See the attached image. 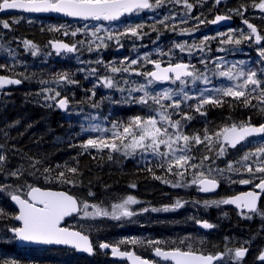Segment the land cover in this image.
<instances>
[{
	"label": "trees",
	"instance_id": "1",
	"mask_svg": "<svg viewBox=\"0 0 264 264\" xmlns=\"http://www.w3.org/2000/svg\"><path fill=\"white\" fill-rule=\"evenodd\" d=\"M192 2L195 7L192 15L208 26H213L211 21L216 13L233 15L238 21L235 33L227 32L224 36L205 30L197 31L194 33L195 36L191 37L182 35L185 29H196L204 24L181 28L182 23L174 15L173 10L162 4L156 10L154 17L149 11H143L142 14L135 15V18H124L109 25L100 23L82 25V28L75 20L71 22L26 14L0 13V74L22 81L21 87H11L0 100V155L5 157L4 161L0 162V264H4L5 260H17L19 264H128L126 261L111 259L109 253L101 251V243L117 246L122 251L133 250L147 259H152L156 247L169 250L175 247L185 249L190 245L193 251L203 254H218L227 250L224 248L231 239L228 234L231 229L229 226H225L226 231L220 237L218 234L225 227L214 224V230L206 234L195 227L198 217L212 214L214 210L212 206H205L204 202H199L196 187L191 184L194 178L192 173L204 171L206 174L209 170L208 165L213 163V156L220 152L222 142L217 143L214 136L210 145L211 150L208 141L201 144L190 142L193 146L189 155L195 157L192 162L199 164L204 156H208L209 159L203 161L202 169H191L184 177L169 173L166 170V163L163 167L160 166L161 157L151 155L149 159V154L145 157L142 150L125 155L123 147L118 152H112L110 149L85 150L81 147V144L89 138L110 137L113 123L126 124L135 116H155L156 112L152 109H159V105L153 104L151 100L149 105L125 102L128 88L123 82L119 88L126 89L124 92L117 88L103 87L100 81L107 76L112 66L120 68L130 66L131 72H134L132 71L134 69H139L142 73L151 71L152 64L144 59L147 56L149 60L160 61L163 65L188 61L195 66L196 74H199L205 71L207 65L220 64L219 58L222 57V53L218 49L224 46L230 53L223 60L230 58L233 50H241L242 53L235 56L240 59L239 67L251 68L258 74L264 69V58L247 51V40L241 33L247 35L250 31L240 23L241 20H245L257 27L263 36L261 46L264 48V14L257 7L261 0H226L219 11H216L214 0H203V2L192 0ZM5 23L9 25L8 28H4ZM105 26L108 32L120 39L119 43L106 44L109 53L107 58L101 57L100 53L93 54L104 43L91 35L93 30L105 33ZM130 27L136 28L139 35L132 36L127 33ZM73 32L76 33L75 36L72 35ZM121 33L127 34L121 35ZM87 35L89 38H86ZM192 37L197 40H191ZM229 37L233 40L239 39L241 43H221ZM55 40L76 44L78 51L57 54L49 45L50 41ZM25 41L36 46V55L32 54L31 47H25ZM81 41L83 43H80ZM196 42L200 44L193 54L181 51L177 47L182 44L186 49ZM118 44L121 45L119 49ZM89 45L92 51L87 49ZM133 59L138 63L130 64ZM97 60L103 63H96ZM240 62H243V65ZM92 68L98 71L94 74L90 73L88 70ZM65 72L78 83L67 84L58 81V75ZM119 74L121 77H126L128 72L121 71ZM141 82L146 84L147 78L141 77ZM230 83L225 78V81L222 79L219 85L211 86L210 89L227 86ZM94 85L97 86L94 88ZM161 87H170L176 92L181 88L180 83L176 82L153 83L152 89ZM49 88L53 91H44ZM202 88L196 87L190 92L193 99L183 101L181 115H172L173 120L181 119L184 114L192 117L190 120H181L180 129L190 137L199 135L203 138L206 129L209 135H213L226 126L229 119L226 113L225 119H222L223 116L215 119L216 121L222 119L220 125H217L207 113L201 115L195 111ZM92 90L96 93L94 97ZM55 91L60 92V97L47 99L54 96ZM105 94L106 100H104ZM204 95H215V93L205 92ZM64 97L70 102V109L62 114L57 107V101ZM174 99L182 100L183 97H174ZM169 103L164 102L165 105ZM213 107L215 105L207 104L204 105V110ZM223 109L234 113L228 101L223 104ZM168 111L171 113L174 110L168 109ZM95 113L97 115H94ZM103 116L105 118L102 120ZM91 121H102L103 127L100 129L107 128L109 131H92L88 128V123ZM37 161L39 163H36ZM33 164L35 167L32 166ZM71 169L76 171L73 172ZM17 171V176L11 175ZM176 171L177 169L173 168V173ZM60 173L64 174L63 177L59 175ZM178 181L184 186H172ZM29 185L64 190L78 199L80 215L73 220H84V224L74 222L69 227L90 235L95 245L93 256L77 255L76 252L73 255L54 254L46 252L49 249H23L16 244L15 238L9 233L10 229L19 226L15 222L17 211L12 206L10 197L14 194L25 195ZM142 186L144 189L141 188ZM147 189L152 191L149 194L143 193V191L147 192ZM133 192L141 203L136 206L132 218H112L110 214L114 202L123 195ZM158 192L164 195L163 199L150 198ZM165 196L168 198H164ZM148 198L153 201H148ZM177 200L181 201L182 207L173 211L163 210L165 207H173ZM85 203L89 205L87 212L92 215L84 218ZM93 206L109 212V215L97 216L95 214L97 208ZM144 209L148 210L144 211ZM209 218L213 223L210 215ZM255 235L259 244L264 245V234L262 236L258 232ZM149 241L161 243L149 244ZM46 256L49 259H45ZM217 264L245 263L225 253L224 260Z\"/></svg>",
	"mask_w": 264,
	"mask_h": 264
},
{
	"label": "snow or ice",
	"instance_id": "2",
	"mask_svg": "<svg viewBox=\"0 0 264 264\" xmlns=\"http://www.w3.org/2000/svg\"><path fill=\"white\" fill-rule=\"evenodd\" d=\"M220 0H216L219 3ZM162 0H156L155 4L149 2V0H0V11L5 10H20L26 13H60L67 17L78 18L81 20H95V21H112L118 20L125 14H131L134 12H139L144 9H151L160 6ZM191 9V5H186ZM261 11H264V0L257 5ZM239 11V10H237ZM242 14V13H241ZM228 19L225 16H217L215 20L211 23H216L218 21ZM247 23V21H245ZM4 28H8L9 25L5 23ZM142 27V26H137ZM248 28L251 29L253 34L256 33V28L252 24H248ZM127 33L132 36H138L136 28H128ZM127 33H121L125 35ZM67 34V33H65ZM73 36L76 35L75 32L72 33ZM95 36L96 33L93 32ZM244 39H252L249 35H244L241 33ZM108 39H112L111 34H109ZM207 39V38H206ZM255 40L257 43L261 41L260 35H255ZM25 47H31L33 49L32 54L36 55V46L30 44V42L25 41ZM51 43V42H50ZM80 43H83L81 41ZM117 43H119V38H117ZM221 43H235L240 44L239 39L233 40L229 37L226 40L221 41ZM105 47L107 45H104ZM57 54L61 51L68 53L77 52V46L75 44L69 45L63 42L53 43ZM99 47V46H98ZM181 51H185L184 45H177ZM92 51L91 45L88 48ZM98 50V48H97ZM203 51V49H200ZM189 54H191V49H187ZM218 51H224V49H218ZM259 56L264 58V48L259 50ZM144 59L153 65L154 70L147 72L136 71V75H143L147 78V84H141L135 88H129L128 97L125 98V102L137 103L141 105H149V101L153 104L159 105V109H152L156 112L155 116L149 115L147 117L135 116L126 124L113 123L111 128V136L97 138H89L86 142L81 144V147L85 150L96 149L97 151H103L104 149H110L112 152H118L121 147L125 149V155L130 152H135L137 149L148 150L154 155L161 157L160 166L163 167L167 164V171L174 175L184 177L185 173L191 169H202L203 161L209 159L208 156H204L200 163H194L195 157L189 155L191 152V147L193 146L190 142L194 141L195 144H201L205 141L209 142V150H211V143L213 136L217 143H221L220 155L225 152L224 145L235 148L237 144L245 141L248 137L260 136L264 138V124L259 126L252 125L250 122H241L240 124H231L230 126H224L220 130L209 135L207 129L203 135H197L190 137L185 135L180 129L182 128L181 120H190L191 116L184 114L181 119L173 120L172 115H181V104L184 100L193 99L188 93L184 92V86L187 83V79L191 77L193 82L200 77L196 74V69L194 65H189L187 63H169L167 67H162L160 61L149 60L147 56ZM223 61V58H219ZM203 62V61H202ZM83 63V62H82ZM91 63V62H89ZM96 63L102 64L103 61L97 60ZM138 61L133 59L130 64H137ZM243 65V62H240ZM233 65L232 68L220 71L218 75L220 77L226 78L230 84L215 89H203L200 92L198 103L195 107V111L199 112L201 115H206L204 110V105L212 104L215 106H222L225 101L221 97H232L237 101H241L245 106L257 107V105H252L251 100L257 99L259 101L260 110L264 111V69L258 74L256 70L251 68H245L243 66L239 67L238 70L233 71L236 68ZM113 73L129 72L130 66H125L123 68L112 66L110 69ZM84 71V69H81ZM90 73H96L98 70L92 68L88 70ZM58 81L65 82L67 84H76L78 81L72 79L71 75L67 72L58 75ZM180 83V91L176 92L172 89H163L158 93H152L148 91V88L155 82H166ZM22 81L19 79H10L0 76V88L5 85L20 84ZM205 78V83H207ZM42 83H48L47 81H42ZM103 87L114 88L117 87L116 82L111 77H103L100 81ZM97 85H94V88ZM117 90L124 92L126 89L118 88ZM44 91H53V89H45ZM133 92L142 93L139 97L132 96ZM205 92H214L215 95H204ZM258 93V95H257ZM60 92L55 91L54 96L47 97V99H55L60 97ZM96 95L95 91L92 90V97ZM174 97H183V99H174ZM91 98V97H89ZM162 101H170L169 104L165 105ZM57 105L61 109H66L68 105V99L66 97L61 98L57 101ZM95 106V105H94ZM168 109H173V112H169ZM159 117V119H157ZM88 129H85L87 131ZM92 131H104L107 132L109 129H100L96 126L91 129ZM119 141V143H117ZM181 142H183L181 144ZM260 145L254 153H246L243 156L244 161H248L251 158L254 159L256 164L255 169L250 165H246V169L251 173L250 178L241 179L238 182L240 184H253L254 188H258L260 193H264V176L256 177L255 173H264V139L260 141ZM162 147L166 149L162 151ZM4 156L0 155V162H3ZM111 159V156L109 157ZM36 163H39L38 161ZM35 167V164L32 165ZM173 168L177 169L173 173ZM228 170H232V164H228ZM48 171V169H45ZM75 172L76 169H71ZM212 169L209 168L208 174L206 175L204 171L193 172V179L191 184L197 185L199 191L201 192H213L219 186V182L215 177L211 175ZM221 172L223 170H220ZM13 176L18 175L17 172L11 173ZM63 177V173L59 174ZM259 179V183H255V180ZM65 183L69 181H64ZM236 183L237 181H232ZM172 186L181 187V182H176ZM135 187V185H132ZM260 193L255 191L243 192L239 195L233 196L227 199L205 201V206L220 204H232L238 209H247L249 212H256L257 201L260 198ZM91 195V193H90ZM12 199L19 205L20 212L15 219L22 221L23 226L19 228H13L16 237L22 241H29L38 244H64L71 245L79 251L92 252L91 243L86 235H82L78 231H69L65 227H60L61 221L65 217L70 216L72 213L79 211L78 201L66 192L63 191H43L39 187H32L29 185V191L27 193V199H21L17 195H13ZM137 200L132 196H128L123 203L113 205V211L111 212V217L114 219H119L123 217H131L135 213L130 211L126 206L129 204H135ZM181 201L177 200L176 204L170 209L165 207L164 211L175 210V208L182 207ZM84 214L85 216L92 215L87 212L89 205L85 203ZM97 208L96 215L108 216L109 212L99 209L98 206H93ZM148 209H144L147 211ZM153 211H159V209H152ZM264 215V214H262ZM249 219L251 217H248ZM201 227L205 229H211L215 225L208 223L207 221H197ZM136 243V241H133ZM160 241H149V244H159ZM183 243V241H181ZM101 248H108V243H101ZM231 251V250H229ZM155 255L160 257L164 261H171L172 264H214L216 261H223V255H204L197 253L192 250L191 246H187L185 249L180 247L171 248L169 250H164L160 247L154 249ZM246 250L236 249L235 257L243 258ZM113 255H118L121 257H127L132 264H149V262L136 254L128 251H120L117 247H112ZM260 260L264 261V254L259 257ZM4 264H19L17 260H5Z\"/></svg>",
	"mask_w": 264,
	"mask_h": 264
},
{
	"label": "flooded vegetation",
	"instance_id": "3",
	"mask_svg": "<svg viewBox=\"0 0 264 264\" xmlns=\"http://www.w3.org/2000/svg\"><path fill=\"white\" fill-rule=\"evenodd\" d=\"M201 1L203 2V0H201ZM149 2L152 4H155L156 0H149ZM162 2L164 3V4L162 3V6H165V7L170 6V4H171V0H162ZM224 3L225 2L221 3L217 8L216 0H214V5H215L216 10L219 11V8ZM157 9L158 8L154 7V8L148 9V10H141L138 13L136 12L130 16L123 17V18L117 20L116 22H119L124 18H131V17L135 18V15L136 16L140 15V14H142L143 11H149V13L152 14V17H154ZM194 10H195V7H194ZM194 10H193V12H194ZM217 14H222V13H217ZM223 15L234 19V26L233 27L220 28V27H216V26H208L207 25L208 28L205 30L213 32L215 35L221 34L224 36L226 35L227 32H231V33L235 32L237 30V27H238L237 19L231 14H223ZM42 18H51V17H42ZM192 18H193V21H195L199 24H205V23H203V21L202 22L198 21L194 15H192ZM51 19H62V21L65 20V21H71V22L75 20V19L69 20V19L60 18V17L51 18ZM75 21H78L80 28H82L83 26L92 25L93 23H100L101 25H109V24L116 23V22L102 23L99 21H81V20H75ZM68 23H70V22H68ZM104 28H106V26ZM201 28H202V26L197 27L196 29H201ZM203 29H204V26H203ZM205 30H200V31H205ZM93 32L96 33L95 37L98 39V41L102 42V37H103V35H106L107 28L105 30V33H101V32L96 31V30H93L92 33ZM109 34H111V36L115 38V36L111 32L108 33V36H109ZM91 35H93V34H91ZM250 35L251 34H249V36ZM185 36L191 37V36H195V35L190 34V35H185ZM86 38H89V36L87 35ZM100 38H101V40H99ZM80 40H82V39H80ZM246 40H247L246 48H247V51L249 53L254 52L256 54L257 51L259 52V50L261 48H263L261 46V44L258 48H255L254 42L251 39H246ZM55 41H64V40H55ZM50 42H49V45H50ZM64 42H67V41H64ZM119 42H120V39H119ZM107 43H109V42L106 41L103 44V46L98 48V50L96 49L95 53H93V54L97 55V53H100L101 57L104 56V58H107L106 56L109 54V53H107L108 49H106V47H104V45H106ZM71 45H73V44H71ZM118 45L121 48V45L120 44H118ZM87 46H88V44H87ZM50 47H51V45H50ZM88 48L89 47H87V49ZM51 49L53 51H55L52 47H51ZM60 54H64V53H60ZM82 55H84V54H82ZM181 63H187L189 65H192L188 61H182ZM201 72H203V71H201ZM197 75L198 76L202 75V73H199ZM199 77L200 78L202 77L203 78L202 80L205 81L206 75H202ZM186 79H188L189 82H187L186 83L187 85H185L186 86L185 92L187 93V91H189V93H188L189 95L191 94L190 92H193L196 87L201 86V87H203L201 90H203V89H210L211 86H216V85L220 84V82H216V81L211 82L210 80H207L208 82L202 85V82L199 79H197V80H195V82L192 85H190V82L193 81L192 78L189 77ZM257 95H258V93H257ZM106 99H107V95L105 94L104 100H106ZM221 99L231 103V105L234 109V113L231 110L227 111V110L223 109V105L222 106H215L213 108H207V111H206L207 116L209 118H212L217 125H220V121L222 119H225L224 114H226V113H228V115H229V119L226 122V126H230L233 123L240 124L241 122H250L252 125H255V126H259L261 124H264V111L260 110L259 101L257 99L251 100V104L257 105V107L245 106L241 101H237V100L233 99L232 97H221ZM94 115H97V113H95ZM221 116H223V118L221 120H217V121L215 120V119H219V117H221ZM104 118H105V116L102 117V120ZM96 126H99V128L103 127L102 121H91L90 123H88L89 129H92ZM262 139H264V138H262L260 136L248 137L245 141H242L241 143L237 144L235 148L229 147L225 144L224 145V147H225L224 154L220 155L219 154L220 152H219L217 155L213 156V163L209 164L208 166L211 169H219V170L222 169L224 172H228L229 176L227 177V179L216 178L217 181L219 182L220 189L215 194L203 195V194H201V192L199 191V189L195 185L197 195L200 198L199 202L203 203L205 201H213V200L218 201L221 199H227V198H231L233 196L239 195V194H241L243 192H247V191H255L257 193H260V190L258 188H254L253 184L245 185V184H240L238 181L241 179L250 178L251 173H249L247 171L246 165H250L254 170L256 167V164L254 163L255 158L253 157V158L249 159L248 161H244L243 156L246 153H254L256 151V149L259 146H261L260 141ZM147 154H149V159L151 158V155H154L151 152H149ZM147 154H145V157H147ZM229 163L232 164V170H228V164ZM204 169H205V167H204ZM255 175H256V177H261V176H264V173H255ZM232 181H237V182L233 183ZM259 182H260L259 179L255 180V183L258 184ZM141 188L144 189V186H142ZM27 193H28V191L26 192L24 197L27 196ZM164 198H168V197L165 196ZM161 199H163V197H161ZM219 206L220 207H218L216 205H212V208L214 210H213L212 214H209V215L213 218V223L210 220L209 215L206 214L205 217L200 216L196 219V228H197V221H207L208 223H211L213 225L214 224L220 225L222 227L229 226L231 229H230L228 234L230 235L231 239H230V242L227 244V247L224 248V250H226V249L227 250L222 252L223 260L225 258V253H228L229 255H231L233 258L237 259L241 263L264 264V262L259 261V257L262 254V251H264V245H260L259 242L255 239L256 233L260 232L262 236L264 234V228H263L264 227V215H262V214H264V193H260V198L257 201L256 212H249L247 209H238L235 205H232V204H230V205L220 204ZM169 208L171 209L172 206H170ZM199 209H201V208H199ZM169 211H173V210H169ZM248 217H251V218L249 219ZM169 218H171V217H169ZM72 220L73 219L66 221L65 226L69 227V223ZM220 223L224 224V225H221ZM214 228L215 227H213V230H214ZM199 231H201L203 233L212 232V231L205 232L202 230H199ZM224 231H226V227L224 228V230L221 231L220 234H218V237L222 236ZM46 249H49V250H46ZM236 249L246 250V253H245L243 258L238 259L235 257L234 253H235ZM41 250H46V252H51L54 254L55 253H70L71 255H73V253L75 252L74 250H71V249L65 248V247L64 248L63 247L45 248V249H41ZM229 250H231V251H229ZM207 255H217V254H207ZM45 259H49V257L46 256ZM45 259H44V261H45ZM145 259H147V258H145ZM148 260H151L152 262H154V264H161L159 260L154 259L153 257H152V259H148ZM218 262H221V261H218ZM218 262H216V264Z\"/></svg>",
	"mask_w": 264,
	"mask_h": 264
},
{
	"label": "rangeland",
	"instance_id": "4",
	"mask_svg": "<svg viewBox=\"0 0 264 264\" xmlns=\"http://www.w3.org/2000/svg\"><path fill=\"white\" fill-rule=\"evenodd\" d=\"M186 5H191L192 6L191 9H189ZM160 7H161V5L158 6V7H156V8H160ZM169 8L171 10H173L174 15H176L177 18L179 19V21L182 23V26H180L181 28H191V27L199 24V23L193 21V18H192V13H193V10H194V4H193L192 0H171V4H170ZM207 28H208V26L204 24V29H203V26H202L201 29H185V31L182 32V35L194 34L197 31L205 30ZM108 31L109 30H107L106 35H103L102 42L105 43L106 41H108V42L117 43V38L116 37L115 38L112 37V39H108V33H109ZM234 33L235 32H232V34H234ZM99 40H101V38ZM191 40H197V38L192 37ZM199 44H200L199 42L193 43V46L192 45L189 46L188 48H186L185 51L189 54V51H187V49H191V54H193L198 49ZM119 48L120 47H118V49ZM221 48L224 49V51H219V52L222 53V58H224L230 52H229V50H228L227 47L222 46L219 49H221ZM241 53H242L241 50H233L232 56L230 58H228L227 60L219 61V63H220L219 65H213V64L207 65L205 67V71L202 73V75H206V79L207 80H210L211 82H213V81L221 82L222 79H223V81H225V78L224 77H220L218 75V73L220 71L227 70L228 68H232L233 65H236L237 66L236 67V70H238L237 68L239 67V60L240 59L237 58V57H235V56L236 55H240ZM236 70H235V68L233 69V71H236ZM132 71H134V72L129 71L126 77H121L119 73H113L111 70H109L106 77L113 78L114 81L116 82L118 88L120 86H122L121 85L122 82H123V84H126V86H127L128 89L129 88L138 87L141 84H145L144 82L143 83L141 82V77L142 78H145V79H146V77L143 76V75H136L135 74L136 71H139V72H141V71L139 69H134ZM202 75H199V76H202ZM202 79H203L202 77L199 78V80L202 82V85H203V84H205V81L202 80ZM193 83L194 82L191 81L190 82V85H192ZM152 86H153V84L151 85V87L148 88V91L149 92H152V93H158V92L162 91L163 89H171L170 87H161V88H156L155 90H153L152 89ZM117 87H114V88H117ZM184 91H185V89H184ZM187 93H189V91H187ZM141 94L142 93H139V92H133L132 93V96L139 97V96H141ZM164 102L165 101H162V103H164ZM168 102H170V101H168ZM68 103H70V102H68ZM69 108H70V105H69ZM137 150H139V149H137ZM140 150H142V149H140ZM161 150L162 151H165L166 149H164L162 147ZM142 151H144V153L147 154V153L151 152V149L142 150ZM131 153H134V152H131ZM220 170H222V169H220ZM220 170L219 169H212L211 175L213 177H215V178H223V179L225 178V179H227V177L229 176V173L228 172H224V171L221 172ZM206 173L208 174L207 171H206ZM150 191H152V190H148L147 189V192L148 193L145 192V191H143V193L149 194ZM134 194H135L134 192H133V194L132 193H127L126 195H123L121 198H119L117 202H114V203L115 204L123 203L124 200H126L128 196H132V197H134V199L137 200V203H135V204H129L126 207L130 211H133L134 212L136 210V206L141 203L140 200ZM15 195H19V194H15ZM20 196H24V195H20ZM163 196L164 195H162L161 192H158L155 195L154 194L151 195L150 198L154 200V199L161 198ZM151 199L148 198L147 200L150 201V202H152L153 200H151ZM97 216H100V215H97ZM85 217L86 216H84V218ZM122 218L123 219H130V218H132V216L131 217H120L119 219H122ZM74 222L79 223V224L80 223H83L84 224V220H80V221H78V220H76V221L75 220H72L70 223H74ZM70 223H69V225H70Z\"/></svg>",
	"mask_w": 264,
	"mask_h": 264
},
{
	"label": "water",
	"instance_id": "5",
	"mask_svg": "<svg viewBox=\"0 0 264 264\" xmlns=\"http://www.w3.org/2000/svg\"><path fill=\"white\" fill-rule=\"evenodd\" d=\"M225 1H226V0H220L219 3H216L217 8H218V6H219L221 3L225 2ZM144 10H148V9H144ZM260 11H261V10H260ZM261 12L264 14V11H261ZM0 13H1V14H26V15L37 16V17H51V18L60 17V18H65V19H69V20H72V19H75V20H81V19H78V18L67 17V16H64L63 14H60V13H26V12H23V11H20V10H5V11H0ZM134 13H136V12H134ZM134 13H131V14H125L124 16L120 17V19L123 18V17H126V16H130V15H132V14H134ZM217 16H225V15H223V14H217V15L214 17V20H215V18H216ZM225 17H227V16H225ZM118 20H119V19H118ZM81 21H85V20H81ZM88 21H95V20H88ZM116 21H117V20H112V21H99V22H102V23H113V22H116ZM242 24L245 25V26L248 28V24H252V23H250V22L245 23V20H243V21H242ZM213 25H215L216 27H220V28H230V27H233V26H234V19L228 17V19H224V20L218 21V22H216V23H213ZM252 25H253V24H252ZM253 26L256 28L255 25H253ZM248 29H249V28H248ZM249 30L251 31V29H249ZM256 30H257L256 33H255V34L252 33V35H253V40H254L255 46L257 47V46L261 43V41H262V37H261V41H260L259 43H257L256 40H255V35H260V36H261V34H260V32L258 31L257 28H256ZM55 42H63V43H67V42H64V41H51L50 45H51V47H52L54 50H55V48L53 47V43H55ZM67 44H69V43H67ZM69 45H71V44H69ZM55 51H56V50H55ZM60 53H68V52L61 51ZM161 66H162V67H167L168 65H163V64L161 63ZM152 70H154L153 65H152ZM0 76L6 77V78H10V79H16V78H12V77H9V76H6V75H2V74H0ZM169 82H170V81H166V82H163V83H169ZM156 83H161V82H156ZM21 86H22V82H21L20 84L5 85L3 88H0V100H2L4 93L7 92L11 87L19 88V87H21ZM68 108H69V103H68L66 109H61V108H59V111H60L61 113H65V112H67ZM196 186H197V185H196ZM39 188H41V187H39ZM197 188H198V186H197ZM219 189H220V185H219V186L216 188V190L213 191V192H208V193L201 192V191H200V192H201V194H203V195H211V194H215V193H217V192L219 191ZM41 190H43V191H63V192L68 193L67 191H64V190H55V189H49V188H41ZM68 194H69V195H72V194H70V193H68ZM12 196H13V195H12ZM12 196L10 197V202L12 203V206H13V207L16 209V211L18 212L17 215H16V216H18V215H19V212H20V208H19V205H18V204L12 199ZM17 196H19L21 199H27V196H26V198H24V197H22V196H20V195H17ZM72 196L78 201V199H77L74 195H72ZM226 205H230V204H226ZM78 208H79V211L72 213L70 216L65 217L64 220L61 221L60 227H65V228H67L69 231H78V232H80L82 235H86V236L88 237V239H89V241H90V243H91L92 249H93L91 253H89V252H84V251H79V250H77L76 248L72 247L71 245H64V244H38V243H34V242H29V241H22V240H20V239H18V238L16 237L15 233H14L13 231H11V229H10L9 233L15 238V242H16V244H17L20 248H24V249H29V248H30V249H41V248H56V247H63V248H64V247H66V248H69V249H73V250H75L76 253H77L78 255H86V256L91 257V256L94 254L95 249H94V245H93V243H92V240H91L90 236L87 235V234H85V233H83V232H81V231H79V230H77V229L68 228V227L65 226V221L70 220L72 217H76V216L79 215V212H80V204H79V201H78ZM15 222H16L17 224H19V227H22V226H23L22 221H19V220L15 219ZM19 227H18V228H19ZM197 228H198L199 230H202V231H205V232H209V231H212V230H213V228H211V229H205V228L201 227V225H200L199 223H197ZM112 247H117V246L109 245L108 248H101V247H100V248H101L102 251H105V252L110 253V256H111V258H112L113 260L127 261L128 264H132V262H131L127 257H121V256H118V255H113V253H112ZM117 248L120 250L119 247H117ZM120 251H122V250H120ZM128 252H132V253L136 254L133 250H132V251H128ZM245 253H246V252H245ZM201 254H202V253H201ZM219 254L223 255L222 253H219ZM262 254H264V251L262 252ZM262 254H261V255H262ZM136 255H137V254H136ZM204 255H207V254H204ZM261 255H260V256H261ZM137 256H139V255H137ZM152 256H153L154 259L159 260L161 264H172L171 261H164V260L161 259L160 257H157V256L155 255V252H154V251H153V253H152ZM139 257H140V256H139ZM141 258H142V257H141ZM142 259H145V258H142ZM145 260H147V261L149 262V264H154V262H152L151 260H148V259H145ZM259 261L264 262V261H262V260H260V259H259ZM216 262H218V261H216ZM216 262H214V264H216Z\"/></svg>",
	"mask_w": 264,
	"mask_h": 264
},
{
	"label": "bare ground",
	"instance_id": "6",
	"mask_svg": "<svg viewBox=\"0 0 264 264\" xmlns=\"http://www.w3.org/2000/svg\"><path fill=\"white\" fill-rule=\"evenodd\" d=\"M147 167V166H146ZM144 169V168H143ZM187 174V173H186ZM213 196V195H212ZM199 212V211H198ZM237 219V218H236ZM239 220V219H238ZM195 223V222H194ZM194 227V226H193ZM196 227V226H195ZM192 229V228H191ZM189 233V232H188ZM198 233V232H197ZM206 234V233H205ZM190 235V234H189ZM191 238H192V236H191ZM200 239V238H199ZM191 242V241H190ZM206 242V241H205ZM203 245H205V244H203ZM263 252V251H262ZM198 253V252H197ZM258 256V255H257ZM256 256V257H257ZM257 259V258H256Z\"/></svg>",
	"mask_w": 264,
	"mask_h": 264
}]
</instances>
